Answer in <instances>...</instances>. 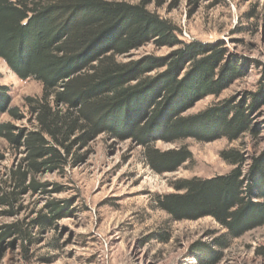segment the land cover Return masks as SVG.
<instances>
[{
    "label": "trees",
    "instance_id": "trees-1",
    "mask_svg": "<svg viewBox=\"0 0 264 264\" xmlns=\"http://www.w3.org/2000/svg\"><path fill=\"white\" fill-rule=\"evenodd\" d=\"M157 0L136 4L111 0H0V58L22 80L43 86L40 98H26L38 130H18L0 121V137L15 148L25 147V168L12 171V191L0 186V208L15 215L19 197L30 191L47 193L37 174L63 169L76 146H86L102 133L134 139L147 147L146 159L158 174L175 172L192 159L182 146L161 151L149 147L151 136L177 143L188 138L230 142L258 135L252 114L264 103V77L249 103L225 100L220 105L185 116L197 102L220 96L243 79L248 61L228 53L222 42H183L182 30L150 10ZM153 42L180 47L163 58L147 56L120 62ZM164 68L154 78L149 73ZM0 114L22 119L11 106L8 88L0 87ZM221 157L230 173L212 178L176 179L173 193L158 195L156 207L174 221L213 218L226 233L215 240L224 248L228 238H240L264 226V152L248 159L238 150ZM69 205L52 202L50 215L33 221L47 228L69 213ZM0 242L17 235L33 243L30 228L18 223L2 227ZM205 262L217 263L221 252L194 246ZM264 256V248L257 252Z\"/></svg>",
    "mask_w": 264,
    "mask_h": 264
},
{
    "label": "rangeland",
    "instance_id": "rangeland-1",
    "mask_svg": "<svg viewBox=\"0 0 264 264\" xmlns=\"http://www.w3.org/2000/svg\"><path fill=\"white\" fill-rule=\"evenodd\" d=\"M125 1L131 4L139 0ZM150 10L182 30L183 42H222L230 55L248 61L243 79L220 96H208L184 113L197 115L225 100L249 103L247 97L259 93L264 77V0H157ZM180 47H157L153 42L117 57L120 62L147 56L163 58ZM165 69L148 74L154 78ZM0 87L8 88L11 106L20 109L22 119L0 114L18 130L36 131L26 98H40L43 86L36 80H22L0 58ZM259 134H246L230 142L222 138L177 143L151 136L149 147L167 151L186 146L192 159L175 172L158 174L147 162V147L134 139H119L102 133L86 146H76L67 165L56 172L36 175L47 185V193L30 191L19 197L15 215L0 208L2 227L18 223L31 229L33 243L12 235L0 242V264H209L194 246H210L221 252L215 264H264L258 250L264 248V226L240 238H228L219 248L215 240L226 233L213 218L174 221L155 205L158 195L173 193L176 179L212 178L232 171L221 157L224 150L241 151L248 159L264 152V103L252 114ZM28 152L0 137V186L12 191V171L25 168ZM2 192H0L1 194ZM69 205V213L56 218L47 228L33 221L50 215L52 202Z\"/></svg>",
    "mask_w": 264,
    "mask_h": 264
}]
</instances>
